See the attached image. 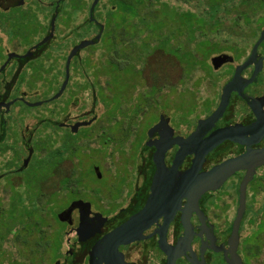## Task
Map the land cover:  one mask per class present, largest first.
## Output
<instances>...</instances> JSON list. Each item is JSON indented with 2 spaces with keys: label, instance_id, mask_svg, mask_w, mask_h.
<instances>
[{
  "label": "flooded vegetation",
  "instance_id": "obj_1",
  "mask_svg": "<svg viewBox=\"0 0 264 264\" xmlns=\"http://www.w3.org/2000/svg\"><path fill=\"white\" fill-rule=\"evenodd\" d=\"M253 2L262 8L253 15L238 16V28L253 36L252 44L217 54L227 56L218 69L211 60V72L222 73L218 78L222 84L214 98L206 101L209 112L184 131L160 113L141 141L135 182L123 204L104 215L90 202L89 215L76 209L69 221H59L64 230L58 234L60 248L54 264H251L250 257L259 249L260 222L253 234L246 235L244 230L248 215L259 211L251 199L264 181V40L255 47L264 31V0ZM66 7L65 0H0V196L3 183L24 178L40 144L50 158L67 151L66 139H75L82 128L73 127L96 118L74 117L66 111L56 119L50 110L27 133L23 131L29 127L23 117L27 111L18 104L31 108L34 103L64 100L71 70L80 62V54L95 44L69 60L71 52L84 40L95 41L101 31L103 24L94 13L91 17L90 8L86 23L95 25L96 35L77 39L69 49L68 35L59 39L57 34L60 17L67 27ZM41 17L48 18V23L43 24ZM54 17L53 35L48 38ZM67 78L65 90L55 98ZM33 85L56 89L33 103L30 98L41 95L30 90ZM224 93L219 118L198 129L199 121L219 108ZM161 115L169 118L168 126L150 137L148 132ZM39 125L49 131L41 140ZM7 154L11 157L5 160ZM229 160L226 172L206 176ZM10 190L12 196L14 189ZM100 216L107 221L94 230ZM81 224L85 225L79 233Z\"/></svg>",
  "mask_w": 264,
  "mask_h": 264
},
{
  "label": "rangeland",
  "instance_id": "obj_2",
  "mask_svg": "<svg viewBox=\"0 0 264 264\" xmlns=\"http://www.w3.org/2000/svg\"><path fill=\"white\" fill-rule=\"evenodd\" d=\"M93 1L65 0L69 16L67 27L64 18L60 17L57 34L59 39L65 33L68 35L69 49L77 39L96 35L95 25L86 23ZM240 1L233 0L232 4L237 8ZM111 7L109 0H99L94 15L104 25L103 34L94 46L80 54V62L70 73L66 98L58 103L31 108L18 104L20 109L27 111L23 115L25 125L29 126L23 128L25 133L50 110L56 119L68 111L74 117L96 116V120L91 127H82L78 135H74L73 142L66 139L68 149L62 154H52L50 158L40 144L31 158V166L23 174L24 178L20 176L3 183L0 264H54L60 247L58 234L64 230L56 214L72 201H89L104 215L116 211L114 208L123 204L135 182L139 146L146 130L158 120L160 113L171 117V125L176 129L184 131L194 126L199 117L209 112L206 101L214 98L222 84V79H218L222 73L211 72V57L231 48L249 47L254 41L253 36L238 28L236 12L227 13L221 9V31L208 36V42L219 45L221 50L208 57L206 65L198 62L190 69L189 53L202 60L210 48L198 52L197 40L186 31L178 32L177 14L193 12L204 15L201 0L157 1L153 10L164 14L174 10L176 14L172 18L175 22L166 17L169 22L161 30L162 37L151 38L146 32L132 36L131 27L137 24L136 21L128 24L126 33L112 28L109 20L112 22L117 18L108 20ZM148 11L146 9L143 13ZM41 20L43 24L48 23V18ZM164 35L169 36V44H166ZM115 53L127 60L123 68L110 63ZM55 89L33 85L30 90L41 95L30 98V101L40 102ZM73 97L76 101L71 104ZM48 132L45 125L37 127L40 140ZM10 157L7 154L4 159ZM60 158H63L62 162L57 165ZM44 160L47 162H44L43 169L38 170L39 162ZM96 166L100 177L94 172ZM10 187L14 189L12 196ZM254 190L251 203L259 211L248 215L246 235L253 234L257 223L264 220V181ZM256 236L260 241L259 249L250 257L251 264H264V230L258 228Z\"/></svg>",
  "mask_w": 264,
  "mask_h": 264
},
{
  "label": "trees",
  "instance_id": "obj_3",
  "mask_svg": "<svg viewBox=\"0 0 264 264\" xmlns=\"http://www.w3.org/2000/svg\"><path fill=\"white\" fill-rule=\"evenodd\" d=\"M157 1L159 0H109L112 7L109 9L107 14L108 20L111 19L110 17H116L118 20L113 19L112 22L109 20L108 24H111L113 26L112 28H116L117 30L121 29L126 33L128 30V24L136 21L137 24L135 23V25H132L131 27L132 32L134 33L132 36L135 37L137 34L146 32L150 38L151 36L157 35L162 37L161 30L166 27L169 22V19L166 17L170 18L171 22H175L172 16L175 15L176 12L174 10H170L171 13L164 14L158 10H153ZM232 1L233 0H201L205 7L203 9L204 15L198 16L193 12H186V14L179 15L177 14L179 27L176 29L179 30L178 32L182 34V32L186 31L190 34L193 40H197L196 46L198 52H202L203 50L210 48L205 53L202 60L198 59L197 55L189 53L188 61L190 63V69H193L198 62L206 65L208 57L221 50L219 45L208 42L209 33H219L221 31L223 25V14H220L221 9H225L224 11L227 13L236 12L237 19L235 20V23L238 24L239 15H253L256 13L258 8H262L261 5L255 4L253 2L254 0H241L238 4L239 6H237V8H239L237 9L235 4H232ZM96 7L97 5L95 6L93 13ZM146 9H149L147 14L146 12L143 13ZM125 33L122 34L125 35ZM164 37L166 38L165 41H167L166 44H169V36L164 35ZM110 63L112 65H118L119 68H123V66L127 64V60L118 57L115 53L112 54ZM62 152L63 151H60L59 154ZM44 162L47 161L44 160L39 162L38 170L43 169L42 167L45 165ZM8 227L9 226H7V228ZM9 229L10 228L7 230ZM259 230H264V220H261Z\"/></svg>",
  "mask_w": 264,
  "mask_h": 264
},
{
  "label": "water",
  "instance_id": "obj_4",
  "mask_svg": "<svg viewBox=\"0 0 264 264\" xmlns=\"http://www.w3.org/2000/svg\"><path fill=\"white\" fill-rule=\"evenodd\" d=\"M99 0H94L92 6H91V9H90V13H91V17H92V13H93V10L95 8V6L98 4ZM54 22H55V17L53 18L52 20V32L50 33V35L48 36L51 37L53 35V30H54ZM103 30H104V26L102 25L101 27V31L100 33L97 35L96 37V40H84L82 41L78 46H76L73 51L71 52L70 54V58L69 60H71V58L76 54L77 51H79L80 49H84L86 47H88L89 45H93L96 43V41H99L101 39V36H102V33H103ZM264 40V31L261 35V38L259 39L258 43L256 44L255 47H258L259 44ZM253 55V54H252ZM226 58L227 56L226 55H216L214 56L211 60H212V65L215 69H218L221 64L226 61ZM67 83H68V78L66 79V81L63 83L62 85V88L59 92V94H57L55 96V98H57L66 88L67 86ZM226 102V94L224 93V95L222 96V101L220 103V106L219 108L207 119L205 120H200L199 121V126H198V129L200 126L202 125H205L209 122H213L215 119L219 118L220 114H221V111L224 107V104ZM41 105V103H34V104H31L32 107H36V106H39ZM96 118L90 120V121H84V122H81V123H78L76 124L73 129H76L78 127H87L89 126ZM169 122V118H166L165 115H161L160 116V120L159 122L154 125L148 132V135L151 137L152 134L156 131H158L162 126H166ZM168 126V125H167ZM172 129V128H171ZM148 145H151L150 143H148ZM231 160L223 163L222 165L216 167L214 170H212L210 173L206 174L207 177H211V176H214L220 172H222L221 174H223V171L226 172V169L229 165V162ZM95 172L98 176H100V172H99V168L95 167ZM205 176V175H204ZM246 184H247V179L245 178L244 179V182L242 184V191H243V187L245 188L246 187ZM76 209H79L81 210V214L82 215H89L90 212H91V203L90 202H86V201H83V200H75L73 202H71V204L69 205V207L67 209H65L64 211L60 212L58 215H57V218L59 221L61 222H66V221H69L72 213L74 210ZM141 216V215H140ZM107 221V218L105 217H102L100 216V219H99V223L96 225V227L94 228V230H98L99 229V226L103 225L105 222ZM85 224H81L80 225V228H79V233L81 231V229L84 227ZM93 231V230H92Z\"/></svg>",
  "mask_w": 264,
  "mask_h": 264
}]
</instances>
